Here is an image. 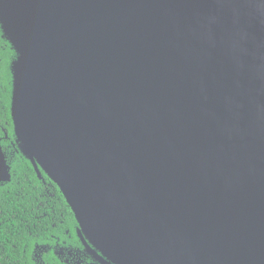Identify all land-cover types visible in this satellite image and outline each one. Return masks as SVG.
<instances>
[{
	"label": "water",
	"instance_id": "1",
	"mask_svg": "<svg viewBox=\"0 0 264 264\" xmlns=\"http://www.w3.org/2000/svg\"><path fill=\"white\" fill-rule=\"evenodd\" d=\"M0 30L15 141L99 264H264V0H0Z\"/></svg>",
	"mask_w": 264,
	"mask_h": 264
},
{
	"label": "trees",
	"instance_id": "2",
	"mask_svg": "<svg viewBox=\"0 0 264 264\" xmlns=\"http://www.w3.org/2000/svg\"><path fill=\"white\" fill-rule=\"evenodd\" d=\"M14 54L0 30V135L4 127L13 143L2 140L12 177L10 181H0V243L11 257H0V264H38L31 258L36 244H54L61 229L58 218L65 219L67 226L72 227L76 217L58 185L44 171L43 179L38 176L15 141L10 107V64ZM46 264H59V261L50 257Z\"/></svg>",
	"mask_w": 264,
	"mask_h": 264
},
{
	"label": "flooded vegetation",
	"instance_id": "3",
	"mask_svg": "<svg viewBox=\"0 0 264 264\" xmlns=\"http://www.w3.org/2000/svg\"><path fill=\"white\" fill-rule=\"evenodd\" d=\"M3 134L0 135V145L2 151L5 153L2 140L10 141L12 145V139L9 132L3 127ZM1 151V150H0ZM14 151H17V149ZM61 229L60 234L55 236L54 244H36V250L33 255H31L32 260L36 261L38 264H46L47 258L54 257L59 261V264H99V261L94 258L92 254L88 252L84 246L79 234L78 228L79 224L73 223L72 227H68L65 219L59 217ZM15 247L16 245L13 244ZM0 257L6 256L10 258L11 255H6L5 248L2 243H0Z\"/></svg>",
	"mask_w": 264,
	"mask_h": 264
}]
</instances>
